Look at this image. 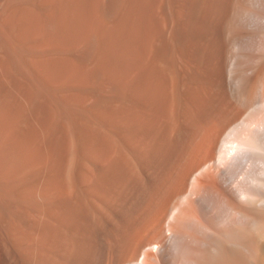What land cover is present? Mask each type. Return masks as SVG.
<instances>
[{
	"label": "bare ground",
	"instance_id": "obj_1",
	"mask_svg": "<svg viewBox=\"0 0 264 264\" xmlns=\"http://www.w3.org/2000/svg\"><path fill=\"white\" fill-rule=\"evenodd\" d=\"M0 264H264V0H0Z\"/></svg>",
	"mask_w": 264,
	"mask_h": 264
}]
</instances>
